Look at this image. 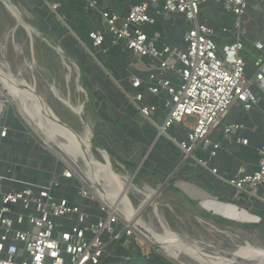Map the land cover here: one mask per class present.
<instances>
[{"label":"built area","instance_id":"1","mask_svg":"<svg viewBox=\"0 0 264 264\" xmlns=\"http://www.w3.org/2000/svg\"><path fill=\"white\" fill-rule=\"evenodd\" d=\"M207 3L221 5L230 25L215 29L206 19L201 22V6ZM87 6L96 8L92 1ZM51 8L55 10L57 5ZM247 10L248 0H145L131 6L123 17L99 11L105 29L90 32L88 38L96 49L102 48L108 37L111 46L123 42L136 58L154 61L147 76L133 74L128 79L134 92L127 98L138 115L178 147L184 162L209 170L232 187L234 199L245 195L264 205V192L259 193L264 187V140L257 151V169L250 175L224 179L216 169H210L209 160L194 156L199 145L210 149V158L216 156L219 144H213L208 136L232 106L240 105L248 112L264 98V44H251L257 55L250 76L241 54ZM166 14L182 15L190 24L183 46L158 45V35L147 33L146 27L155 24V17ZM145 95H164L161 124L152 121L157 108L144 103ZM13 103L0 73V140L11 131L9 113L14 112ZM174 125L186 129L183 140L168 136ZM243 129L239 124L225 125L223 139L232 142ZM235 142L247 145L241 137ZM42 144L53 153L45 142ZM55 156L62 169L42 184L15 179L12 170L2 169L4 161L0 159V264H121L134 251L144 258L157 254L156 245L134 225L133 217L119 213L100 197L99 189L82 176L78 165L57 153ZM61 180L75 182L73 197L77 202L58 194ZM8 184L19 188H7Z\"/></svg>","mask_w":264,"mask_h":264},{"label":"crops","instance_id":"2","mask_svg":"<svg viewBox=\"0 0 264 264\" xmlns=\"http://www.w3.org/2000/svg\"><path fill=\"white\" fill-rule=\"evenodd\" d=\"M88 1L94 2L96 8H88ZM143 1L0 0L1 59L8 53L19 58L27 45H30L33 56L37 44L40 47L46 45L57 52L63 66L68 68H65L66 75L58 70L55 74L54 71L50 76L52 84L62 89L67 75L66 84L75 81L77 89L73 93L78 100L76 106L82 107L89 130L90 127L95 129L96 142L113 152L123 164L133 166L134 175L142 173L146 177V187L141 190L151 193L155 189L158 192V205L169 210L176 218L168 221L166 215L163 216L169 226L175 227L174 230H182L177 220L182 223L183 217H194L197 221L204 218L199 222L209 223L213 229L220 225H226V228L243 225L252 228L256 237L263 238L264 205L245 195L234 199V190L227 183L207 169L189 161L184 162L178 147L168 137L158 135L155 125L141 118L127 98L128 94L134 92L129 77L133 74L147 76L155 62L148 58H136L123 42L111 46L108 37L100 49L91 45L88 34L105 29L99 11H109L123 17L131 6ZM249 1L248 8L251 6L254 16L258 17L253 18L247 10L243 57L247 63L246 73L250 76L257 55L251 44L254 41L264 44V31L261 32L264 30V0H252L250 4ZM52 5H57V8L53 10ZM151 15L154 16L153 13ZM217 18L220 24H210L215 29L222 24L230 25L229 18L223 13H217ZM155 19V24L147 26L146 31L158 35V45L183 46V36L190 24L182 15L166 14ZM205 19L209 24V19ZM163 99L164 95H145L144 98V103L157 108L152 120L156 124H161L164 118ZM18 115L13 112L12 119L9 115L11 131L5 139L0 140V159L4 161L1 167L12 170L17 180L42 184L46 180L41 179L40 174L47 173L44 170L46 164L53 165L49 179L55 176L53 173H60L62 166L53 153L26 133ZM229 124L244 126L233 136L232 142L223 139V126ZM186 133L182 125H174L167 132L177 141L183 140ZM239 137L246 139L247 145L237 144L235 140ZM208 138L213 144H219L216 156L210 158V149L205 150L201 145L197 146L194 156L209 160L210 169H216L218 176L230 179L254 173L257 169V151L264 140V98L248 112L240 105L232 106L220 126ZM78 150L90 159L88 148ZM13 186L19 188L13 184H8L7 188ZM74 186V181L61 180L58 194H65L73 203L76 201L73 197ZM263 192L264 187H260L259 193Z\"/></svg>","mask_w":264,"mask_h":264},{"label":"rangeland","instance_id":"3","mask_svg":"<svg viewBox=\"0 0 264 264\" xmlns=\"http://www.w3.org/2000/svg\"><path fill=\"white\" fill-rule=\"evenodd\" d=\"M250 2L252 3V0L249 1V4ZM250 8L251 6H249L248 8L249 13L253 16V18L258 19V17L254 16V13L251 11ZM217 13L218 14L224 13L222 6L217 4L213 6L212 3H208L201 6L199 19L202 22L205 19V17H207L209 19V24L211 25L220 24L219 19L217 18ZM261 29H263V27ZM263 31L264 30H262L261 32ZM148 32H149L148 33L149 36H151L152 35L151 32L150 31ZM24 48H25L24 53L19 58L13 56L11 53H8V55L4 56V59H1L2 57L0 56V62L6 61V64L9 66L10 73L23 86V88H25L27 91L31 93H33L35 90L36 93L46 101V104L48 105V109L51 110V112H53V114L59 119V121H61L62 123H64V125H66V126L62 125L65 131L71 129L75 131L78 135L84 134L82 123L80 119L76 116L77 114L74 111L78 100L76 98L77 96L73 93V91L77 89L76 87L77 84L75 83L74 80H71L68 84H66V82H68V75H67L66 82L63 81L62 89L61 88L59 89V87H54L50 79L51 74L54 71H56L55 72L56 74L57 70L62 74L64 73V75H66L67 71L62 64L61 57L54 50L47 48L46 45H44V47H40L37 44L34 50V56L31 54L30 45H27ZM241 54L243 55V52ZM29 65H33V69ZM76 73L78 72L76 71ZM53 87L56 89H54ZM16 106L17 104L14 101L11 111L14 110V113L18 115ZM12 113L13 112L9 113L11 119L13 118ZM18 120L22 124L28 135L34 137V139H36V141H38L41 145H43L42 143L45 142L48 144V146H51L50 141L44 138L41 133L34 131L33 127H29V125L26 123V120L22 118L21 114L18 115ZM90 130H91L90 134H92L91 152L94 155L96 168L98 169V166H100L102 169H104L107 172L109 171L113 173L115 172L119 175L128 177L129 179L132 180V184L136 189L141 190L142 188H145L146 186L144 181L146 177L142 173L134 175L135 168L133 166L126 165L125 162L123 164L113 152H110L102 148L100 144H98L99 142L98 141L96 142V136H94L96 134H94L95 131H93L95 129L90 127ZM102 150L106 151L108 157H106L104 153L103 155H101ZM52 151L54 155H56L54 145H52ZM52 160H53V156H52ZM52 166H53L52 164H46L44 166L45 168L44 170L47 173L44 172L40 174L41 179L48 180L50 178V175L48 174L52 172ZM78 166L80 169L82 170L84 169L81 162L78 163ZM103 177H102L103 179L100 178L101 184L107 187L114 195L120 198L121 207L123 206L124 209L127 208L130 211V213L133 215V218L135 220L139 219L145 226L148 227L147 223H151L153 229L158 234L164 237V230L161 223V220L162 219L164 220L163 216L166 215L168 221L176 219L175 216H173V214L169 212V210L158 205L159 211H153V208L151 207L150 202L148 200L142 202L143 201L142 195L133 192L121 194V190L117 187L116 181L113 184L112 181L110 180L112 176L104 175ZM149 194H153L150 195V197L159 204L157 193L153 191ZM124 205H126V207ZM87 207H89V204L87 205ZM201 216H205V215L201 214ZM203 219H199V221L200 220L204 221L205 219L204 220ZM199 221L194 219V217H188V218L183 217L182 223L177 220V224H179L182 227V230L179 231L174 230L175 227H171L169 225L168 226L169 229H171L170 231L172 235L177 240L176 242L180 244L184 243V240H186L185 239L186 236L190 240L194 241L195 244L197 242H199L197 244L203 243L204 245H208L213 248H216L218 252L221 253L234 252L240 246L241 247L249 246L264 251V237L263 238L256 237L255 233L252 231V228H247L246 226L236 224V226L232 225L231 227L228 228H226V225H220L218 227L215 226L213 229L212 226L209 225V223L206 224ZM204 245H198V246L202 249L204 253L209 252V250ZM187 246L189 245L187 244ZM180 248L181 250H184L189 254L193 255L190 248L184 247L182 245H180ZM154 249L155 252L161 257H163L165 260L173 264H177L176 262L172 261L166 254H164L163 250L159 247V245L154 246ZM207 255L209 257V254ZM207 255L205 254L206 257ZM231 257L232 256L230 255L229 259H231Z\"/></svg>","mask_w":264,"mask_h":264},{"label":"bare ground","instance_id":"4","mask_svg":"<svg viewBox=\"0 0 264 264\" xmlns=\"http://www.w3.org/2000/svg\"><path fill=\"white\" fill-rule=\"evenodd\" d=\"M29 66L33 69V65ZM65 68L67 69L68 67L65 66ZM0 73L3 82L9 89V93L17 104L18 113H20L22 118L26 120V123L29 125V127H33L34 131L41 133L44 138L49 140L51 146L46 144L47 147L52 149V145H54L55 151L58 155L62 156L75 165H78V163L81 162L84 167L83 170L80 169L82 176L88 182H90V184L99 189L98 192L100 197L107 201L108 204L114 206L116 210L124 216L133 217L127 208L124 209L123 206H120V198L101 184L100 178H102L104 175L112 176L110 180L113 184L116 181V185L121 190V194L131 192L140 194L143 196L142 202L148 200L151 207L153 208V211H159L158 203L150 197V195L153 194L136 189L132 184V180L126 176L119 175L115 172H107L100 166H98V169L96 168L94 155L91 152L92 134H90L89 127L83 117V110L81 106H76V109L73 107V109L76 114L78 113L77 116L84 126V134L78 135L71 129L65 131L61 124L51 119V117H54L55 119L59 120L53 114V112L48 109L46 101L41 96H39L35 90L33 94L23 88V86L10 73L9 66L6 64V62H1ZM78 148H88V155L90 156V159H87V155H84L83 152L81 153ZM155 192L158 193L157 191ZM124 206L126 207V205ZM133 220L134 225L142 230L143 235L146 236V238H148V240H150L152 243L154 242L156 245H159L164 254H166L177 264H264V251L262 250H258L249 246H240L234 252L221 253L218 252L216 248L204 245L203 243L197 244L199 243L197 242L195 244L194 241L190 240L186 236L184 243L180 244L176 242L177 240L172 235L170 231L171 229H169L165 219L161 220L164 230V237L153 229L151 223H147L149 227L148 228L139 219L135 220L133 218ZM187 244L189 246H187ZM180 245L190 248L193 255L181 250ZM198 245H204L209 250V252L204 253ZM205 254H209V257L208 255L206 257ZM230 255L232 256L231 259H229Z\"/></svg>","mask_w":264,"mask_h":264},{"label":"trees","instance_id":"5","mask_svg":"<svg viewBox=\"0 0 264 264\" xmlns=\"http://www.w3.org/2000/svg\"><path fill=\"white\" fill-rule=\"evenodd\" d=\"M121 264H173L158 254H152L149 258L141 257L138 251L131 253V258Z\"/></svg>","mask_w":264,"mask_h":264},{"label":"water","instance_id":"6","mask_svg":"<svg viewBox=\"0 0 264 264\" xmlns=\"http://www.w3.org/2000/svg\"><path fill=\"white\" fill-rule=\"evenodd\" d=\"M51 119L54 120V121H56L57 123L63 125V126H66V125H64V123H62L61 121L55 119L54 117H51ZM105 153H106V151H105ZM106 154H107V153H106Z\"/></svg>","mask_w":264,"mask_h":264}]
</instances>
